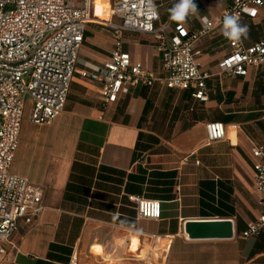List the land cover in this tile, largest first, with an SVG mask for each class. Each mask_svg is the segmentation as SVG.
<instances>
[{"label":"crops","instance_id":"crops-1","mask_svg":"<svg viewBox=\"0 0 264 264\" xmlns=\"http://www.w3.org/2000/svg\"><path fill=\"white\" fill-rule=\"evenodd\" d=\"M155 1L160 24L190 31L231 3L194 0L197 10L176 22L170 10L179 0ZM109 10V0H96V16L106 20ZM239 23L250 28L247 45L264 39V6ZM90 24L100 29L85 34V58L63 112L51 124L37 125L27 100L11 172L41 188L44 209L33 223L19 222L1 264H69L74 255L78 264H103L107 256L117 264H147L131 253L143 254L146 246L158 264H264V232L242 235L264 210L251 153L253 145H264V65L246 77L218 78L219 61L230 48L214 32L196 45L203 69L212 74L207 101L195 99L192 89L155 84L132 87L106 104L98 84L81 72L110 60L113 31ZM124 49L160 71L153 36L126 31ZM212 121L225 124L226 139L208 143L206 124ZM131 195L158 201L159 218L138 219ZM193 219H232L235 235L188 239L184 224Z\"/></svg>","mask_w":264,"mask_h":264},{"label":"built area","instance_id":"built-area-1","mask_svg":"<svg viewBox=\"0 0 264 264\" xmlns=\"http://www.w3.org/2000/svg\"><path fill=\"white\" fill-rule=\"evenodd\" d=\"M214 18L203 17L202 28L190 31L183 24H160L155 0H109L111 17L95 15L96 0H0V255L7 253L11 237L23 220L33 223L43 212L42 190L27 178L11 172L19 148L27 100L31 99L30 120L37 125L51 124L65 109L75 74L79 51L87 25L101 22L113 31L115 47L102 66H87L83 78L98 84L101 99L116 103L132 87L193 90V97L208 100L207 80L201 52L196 45L204 37L219 32L230 51L219 61L218 75H249L264 65V39L247 45L241 37L233 42L223 35L227 15L255 18L264 0H230ZM117 19L118 21H115ZM126 31L149 34L157 41L160 71L148 69L124 49ZM208 143L224 140L226 126L221 121L206 124ZM257 190L264 193V145L251 148ZM137 204L138 219H158L159 202L131 195ZM264 232V210L250 222L244 237ZM1 264V262H0ZM69 264H78L77 255Z\"/></svg>","mask_w":264,"mask_h":264},{"label":"water","instance_id":"water-1","mask_svg":"<svg viewBox=\"0 0 264 264\" xmlns=\"http://www.w3.org/2000/svg\"><path fill=\"white\" fill-rule=\"evenodd\" d=\"M188 239H220L235 235L232 219H193L184 224Z\"/></svg>","mask_w":264,"mask_h":264},{"label":"clouds","instance_id":"clouds-1","mask_svg":"<svg viewBox=\"0 0 264 264\" xmlns=\"http://www.w3.org/2000/svg\"><path fill=\"white\" fill-rule=\"evenodd\" d=\"M197 7L194 0H179L170 11L171 19L176 22H184L189 13H194ZM223 35L229 40L239 42L241 37L247 38L248 27L239 23V17L235 15H227L223 21Z\"/></svg>","mask_w":264,"mask_h":264},{"label":"rangeland","instance_id":"rangeland-1","mask_svg":"<svg viewBox=\"0 0 264 264\" xmlns=\"http://www.w3.org/2000/svg\"><path fill=\"white\" fill-rule=\"evenodd\" d=\"M99 29L100 28L98 26H95V25H92V24H88L87 25V32H86V34L88 35L89 32H92V33L95 34V33L98 32ZM249 32H250V28H248V33ZM84 58H85V56L82 54V52L80 50L79 60H78L77 66H80V65L83 64V62H82L81 59H84ZM218 76H219L218 78H223V76H221V75H218ZM144 248L145 249H144L143 254L141 253L140 255H136V257H138V258H144V260L147 261V264H158V263H156L157 262V259H156L157 256L155 254H152L153 248L150 247V246H148V247L146 246ZM96 254H98V253H96ZM107 258H108V260H106V262H104L103 264H117L118 263L116 260L110 259L108 256H107Z\"/></svg>","mask_w":264,"mask_h":264},{"label":"bare ground","instance_id":"bare-ground-1","mask_svg":"<svg viewBox=\"0 0 264 264\" xmlns=\"http://www.w3.org/2000/svg\"><path fill=\"white\" fill-rule=\"evenodd\" d=\"M110 17H111V12L109 10V17L106 20L110 19ZM101 20H103V19H101ZM103 21H105V20H103ZM128 250H129V248H128ZM131 253H134V254L136 253V255L141 254L140 252H137V251H134V250H131Z\"/></svg>","mask_w":264,"mask_h":264}]
</instances>
